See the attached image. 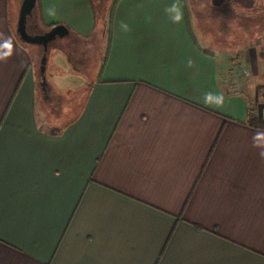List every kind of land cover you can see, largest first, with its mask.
Masks as SVG:
<instances>
[{
  "label": "crops",
  "instance_id": "crops-1",
  "mask_svg": "<svg viewBox=\"0 0 264 264\" xmlns=\"http://www.w3.org/2000/svg\"><path fill=\"white\" fill-rule=\"evenodd\" d=\"M20 3L0 0V264H264V0H114L67 121ZM32 19L97 31L93 0Z\"/></svg>",
  "mask_w": 264,
  "mask_h": 264
},
{
  "label": "rangeland",
  "instance_id": "rangeland-1",
  "mask_svg": "<svg viewBox=\"0 0 264 264\" xmlns=\"http://www.w3.org/2000/svg\"><path fill=\"white\" fill-rule=\"evenodd\" d=\"M113 1L93 0L97 7V31L91 40H79L68 34L62 38H56L48 44L45 64L47 97H49L50 115L58 116L59 121L74 118L83 105L87 85L95 76L100 55L105 47L102 31L105 28L104 25L107 22ZM33 21L31 17L29 22L33 23ZM56 47L62 49L59 54L65 59L63 78L58 79L61 89L60 91L56 90L57 92L51 84L54 78L52 64L59 57Z\"/></svg>",
  "mask_w": 264,
  "mask_h": 264
},
{
  "label": "water",
  "instance_id": "water-1",
  "mask_svg": "<svg viewBox=\"0 0 264 264\" xmlns=\"http://www.w3.org/2000/svg\"><path fill=\"white\" fill-rule=\"evenodd\" d=\"M36 6V0H21L18 17L16 22V35L18 39L30 45H37L41 48V56L39 58V75H40V88L45 96L47 93V82L45 77V64L46 53L48 44L56 38H62L68 35V29L62 25H55L50 29L43 32L31 33L27 29L28 18L33 14Z\"/></svg>",
  "mask_w": 264,
  "mask_h": 264
},
{
  "label": "trees",
  "instance_id": "trees-1",
  "mask_svg": "<svg viewBox=\"0 0 264 264\" xmlns=\"http://www.w3.org/2000/svg\"><path fill=\"white\" fill-rule=\"evenodd\" d=\"M38 9H39V0H36V6H35V8H34V10H33V13L34 14H36L37 13V11H38ZM110 23H111V11H110V14H109V17H108V21L106 22V35H107V38H108V43H109V41H110ZM56 24H53V25H49V26H46L47 28H51V27H53V26H55ZM109 45V44H108ZM106 53H107V51H106ZM106 56V55H105ZM105 56H104V59H105ZM104 59L102 60V65H103V62H104ZM252 125L253 124H255L254 123V121L253 120H251L250 119V121H249ZM257 124V123H256ZM257 125H259V124H257Z\"/></svg>",
  "mask_w": 264,
  "mask_h": 264
},
{
  "label": "flooded vegetation",
  "instance_id": "flooded-vegetation-1",
  "mask_svg": "<svg viewBox=\"0 0 264 264\" xmlns=\"http://www.w3.org/2000/svg\"><path fill=\"white\" fill-rule=\"evenodd\" d=\"M31 17L28 18L29 21H30ZM29 21L27 22L28 31L31 33H36V26L33 23H30Z\"/></svg>",
  "mask_w": 264,
  "mask_h": 264
}]
</instances>
